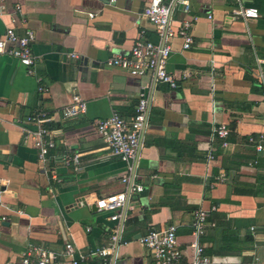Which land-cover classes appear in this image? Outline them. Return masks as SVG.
Returning <instances> with one entry per match:
<instances>
[{"label": "crops", "instance_id": "1", "mask_svg": "<svg viewBox=\"0 0 264 264\" xmlns=\"http://www.w3.org/2000/svg\"><path fill=\"white\" fill-rule=\"evenodd\" d=\"M149 1H4L0 37L14 26L36 40L32 72L0 55V264L35 246L61 258L69 241L83 254L111 246L115 222L96 201L124 189L129 163L94 126L113 112L131 119L144 86L148 122L133 177L144 189L129 193L113 264H154L140 237L172 224L185 260L196 239L210 264H264V155L255 148L264 133V0H188V12L176 5L167 64L176 87L106 65L138 40L158 41L143 15ZM243 7L260 16L247 22L237 13ZM186 18L194 20L189 48L177 32ZM73 93L88 111L64 119ZM43 113L56 143L45 161L38 125L28 120ZM221 124L227 138L216 134ZM201 210L206 223L197 235ZM87 261L103 264L99 256Z\"/></svg>", "mask_w": 264, "mask_h": 264}, {"label": "built area", "instance_id": "2", "mask_svg": "<svg viewBox=\"0 0 264 264\" xmlns=\"http://www.w3.org/2000/svg\"><path fill=\"white\" fill-rule=\"evenodd\" d=\"M5 0H0V15L3 13L2 6ZM181 3L185 11L190 10L188 0H150L143 11V15L154 25L158 33V41L138 40L126 55L115 54L106 60V65L122 69L133 76L150 75L155 81L165 82L172 87H176L175 76L167 69V64L172 53L171 37L175 33L170 28V21L176 5ZM17 11H21V5H17ZM249 22L260 16L256 7H243L237 11ZM93 17V14H90ZM194 20L186 18L180 22L177 30L178 35L184 40V48H189L193 42L192 27ZM36 40V33L28 29L25 35H19L14 26L8 27L5 34L0 37V55L10 54L20 60L29 68L34 64L32 44ZM144 86L140 93L136 112L131 119H126L113 112L110 116L98 119L95 122V131L104 138L112 153L121 157L129 163L128 173L124 175V189L117 193L101 197L96 201L100 210L108 211L109 219L115 222L112 227V244L107 247L97 248L91 253L83 254L72 242H67L62 258L59 253L42 248L32 247L24 252L18 261H8L5 264H91L88 262L89 256H99L103 259V264H113V252L119 244L123 231V220L126 216L125 210L128 206L129 193L132 191H142L144 187L136 184L133 180L134 166L139 158L144 132L148 122L149 94ZM88 111V102L80 94L73 93L72 99L63 109L64 119H72ZM29 121L36 123L37 130L34 133L35 146L39 151L41 161L46 160V156L56 143L53 139V130L45 126L49 117L44 113L34 117H28ZM219 137L227 138L230 130L227 125L221 124L216 128ZM228 143L225 141L224 145ZM258 152L264 155V133L260 135L255 144ZM66 164H70L72 157L64 155ZM206 212L197 211L194 218L195 232L197 235L204 232L206 223ZM140 242L151 252L154 264H210L212 258L204 251V246L194 239L190 246L194 253L191 259H184V251L180 247L177 227L172 224L164 229H151L148 233L140 237Z\"/></svg>", "mask_w": 264, "mask_h": 264}]
</instances>
